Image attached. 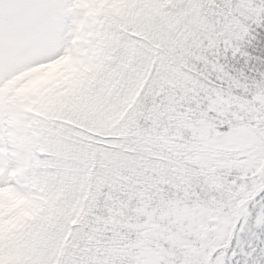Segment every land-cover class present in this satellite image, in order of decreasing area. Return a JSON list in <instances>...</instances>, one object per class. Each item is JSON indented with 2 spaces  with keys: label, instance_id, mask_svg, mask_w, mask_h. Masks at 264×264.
<instances>
[{
  "label": "snow or ice",
  "instance_id": "obj_1",
  "mask_svg": "<svg viewBox=\"0 0 264 264\" xmlns=\"http://www.w3.org/2000/svg\"><path fill=\"white\" fill-rule=\"evenodd\" d=\"M0 264H264V0H0Z\"/></svg>",
  "mask_w": 264,
  "mask_h": 264
}]
</instances>
